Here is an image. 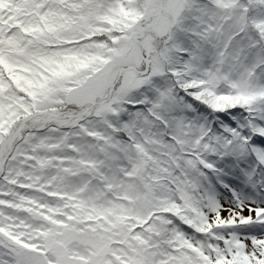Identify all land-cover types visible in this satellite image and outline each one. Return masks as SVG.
I'll return each mask as SVG.
<instances>
[{
  "label": "snow or ice",
  "instance_id": "snow-or-ice-1",
  "mask_svg": "<svg viewBox=\"0 0 264 264\" xmlns=\"http://www.w3.org/2000/svg\"><path fill=\"white\" fill-rule=\"evenodd\" d=\"M0 264H264V0H0Z\"/></svg>",
  "mask_w": 264,
  "mask_h": 264
}]
</instances>
